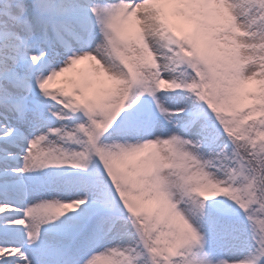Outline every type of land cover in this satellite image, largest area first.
I'll return each mask as SVG.
<instances>
[{"label": "snow or ice", "instance_id": "1", "mask_svg": "<svg viewBox=\"0 0 264 264\" xmlns=\"http://www.w3.org/2000/svg\"><path fill=\"white\" fill-rule=\"evenodd\" d=\"M0 264H264V0H0Z\"/></svg>", "mask_w": 264, "mask_h": 264}, {"label": "rangeland", "instance_id": "2", "mask_svg": "<svg viewBox=\"0 0 264 264\" xmlns=\"http://www.w3.org/2000/svg\"><path fill=\"white\" fill-rule=\"evenodd\" d=\"M133 30L136 31V30H138V29H137L136 26H134V27H133ZM83 66H85V65H80V66H78V67H83ZM66 75H73V74H66ZM59 79H60V80H63L64 78L61 77V78H59ZM55 86H56V85L54 84L53 87H55Z\"/></svg>", "mask_w": 264, "mask_h": 264}, {"label": "bare ground", "instance_id": "3", "mask_svg": "<svg viewBox=\"0 0 264 264\" xmlns=\"http://www.w3.org/2000/svg\"><path fill=\"white\" fill-rule=\"evenodd\" d=\"M86 63V62H85ZM82 65H84V64H82Z\"/></svg>", "mask_w": 264, "mask_h": 264}]
</instances>
